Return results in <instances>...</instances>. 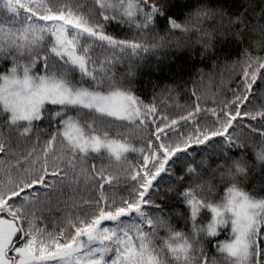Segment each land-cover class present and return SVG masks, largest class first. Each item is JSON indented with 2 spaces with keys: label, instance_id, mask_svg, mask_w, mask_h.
<instances>
[{
  "label": "snow or ice",
  "instance_id": "snow-or-ice-1",
  "mask_svg": "<svg viewBox=\"0 0 264 264\" xmlns=\"http://www.w3.org/2000/svg\"><path fill=\"white\" fill-rule=\"evenodd\" d=\"M168 13L167 0H0V67L9 65L0 71V264H264V194L241 186L250 146L264 169V103L248 108L264 97V57L244 51L220 108H202L193 91L191 110L163 114L136 94L131 63L119 78L114 71L157 45L108 29L143 32L164 18L169 30H188ZM131 153L141 159L131 163ZM165 174L183 186L166 190L182 205L171 212ZM53 212L65 215L49 230Z\"/></svg>",
  "mask_w": 264,
  "mask_h": 264
},
{
  "label": "trees",
  "instance_id": "trees-1",
  "mask_svg": "<svg viewBox=\"0 0 264 264\" xmlns=\"http://www.w3.org/2000/svg\"><path fill=\"white\" fill-rule=\"evenodd\" d=\"M83 2V0H79ZM169 4V15L174 17L177 23L186 27L188 30L180 29L169 30L167 20L159 18L156 26L147 31L137 32L136 29H129L127 25H117L113 23L109 27V32L118 35L120 38H135L138 41L149 45H157L149 52H141L140 56L127 57L123 63L117 64L114 71L119 78L132 64L136 72L133 78L132 87L135 92L146 103H155L160 112L176 118L191 110V106L196 102L192 93L200 98L202 108H220L225 99H232V90L239 83L237 77L240 75L238 60L243 58L245 50L251 52L253 56L264 57V34L261 29L264 28V0H167ZM90 6V5H89ZM197 9L211 10L213 12L223 11L225 15H210L205 18H198L195 13ZM87 11V8H85ZM239 16L243 21L241 24H230ZM245 25L247 27L245 28ZM209 35H205V34ZM211 41L212 47L205 50V44ZM96 55H104L97 52ZM8 64L5 62L0 71ZM264 89V84L257 85V92ZM215 101V102H213ZM264 103V97L258 95L248 105L249 109H256L258 105ZM50 110L55 108L49 106ZM75 115V112L69 113ZM5 117L0 116V124L4 122ZM47 122H41L39 127L44 128ZM127 131L126 128L114 126L112 131ZM137 134L133 138L136 147H140L142 141ZM247 139L246 136H242ZM35 139V134L33 135ZM15 140V136H14ZM255 143L259 144L257 137ZM31 141L20 140L21 149H26ZM20 150V149H18ZM208 155L213 156L210 161L212 166L220 163L214 159V149H210ZM233 156H239L238 151L232 153ZM205 153L200 152L196 157L200 160ZM247 156L253 168L249 174V179L241 186L249 192L264 194V169L257 164L253 148L247 149ZM138 153H131L128 160L136 163L140 160ZM91 162V161H89ZM106 162V161H105ZM100 163L99 159L96 161ZM185 165L178 162L173 168L179 174ZM188 181H185L187 184ZM176 188V191H183V186L175 184V177H168L166 174L159 182L160 194L165 197V203L168 204L166 212L174 211L172 205L182 208V205L176 199V193H167V189ZM111 194V192L109 193ZM223 189H220V195ZM119 196L127 195V191L118 192ZM219 198V197H217ZM65 213L53 212L48 215L49 230H53L58 221ZM177 229L183 227V221L174 219ZM62 226V225H60ZM227 233L222 234L218 239L223 240ZM210 253L215 249L208 245Z\"/></svg>",
  "mask_w": 264,
  "mask_h": 264
},
{
  "label": "rangeland",
  "instance_id": "rangeland-1",
  "mask_svg": "<svg viewBox=\"0 0 264 264\" xmlns=\"http://www.w3.org/2000/svg\"><path fill=\"white\" fill-rule=\"evenodd\" d=\"M9 66V65H8Z\"/></svg>",
  "mask_w": 264,
  "mask_h": 264
}]
</instances>
